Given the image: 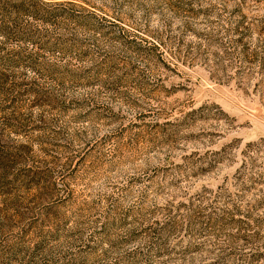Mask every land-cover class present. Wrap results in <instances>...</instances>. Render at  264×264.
<instances>
[{"label":"rangeland","instance_id":"rangeland-1","mask_svg":"<svg viewBox=\"0 0 264 264\" xmlns=\"http://www.w3.org/2000/svg\"><path fill=\"white\" fill-rule=\"evenodd\" d=\"M0 264H264V0H0Z\"/></svg>","mask_w":264,"mask_h":264}]
</instances>
